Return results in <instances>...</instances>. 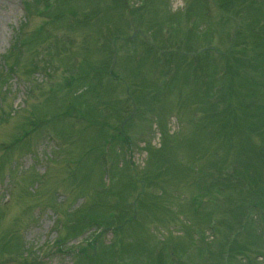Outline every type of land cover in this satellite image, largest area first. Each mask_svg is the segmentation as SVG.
<instances>
[{
    "label": "rangeland",
    "instance_id": "rangeland-1",
    "mask_svg": "<svg viewBox=\"0 0 264 264\" xmlns=\"http://www.w3.org/2000/svg\"><path fill=\"white\" fill-rule=\"evenodd\" d=\"M39 1L0 0V71L4 75L10 63L17 65L16 75L0 74V264H264V172L258 169L264 160V54L259 53L264 52V37L252 38L239 27V43L232 47L233 18L215 11L214 5L209 13L211 0H204L206 15L200 0H122L121 6L119 0H57L52 11ZM254 1L261 13L256 16L264 21V0ZM185 4L198 11L189 9L187 21L178 24ZM137 6L135 26L128 28L122 11L126 7L133 13ZM235 6L240 22L256 18L248 6L242 12L239 2ZM77 20L85 22L77 25ZM20 27L23 35L16 40ZM115 29L123 37L112 39L113 48L107 46L110 55L116 52L114 78H104L101 91L104 100L120 105L108 110L107 121L101 120L116 128V141L110 150L104 147L112 164L107 187L102 185V167L95 163L96 152L78 163L90 145L102 152L104 133L99 136L97 126L85 119L52 116L61 114L70 98L60 90L66 66L78 65L83 57L97 61L96 35ZM133 31H138L134 38ZM185 37L186 47L181 43ZM209 37L217 58L189 60L205 48ZM143 39L154 51L161 46L176 49L162 66L166 74L175 71L169 83L158 81L160 69L151 67V54L145 55L142 69L132 70L133 57L150 51L142 46ZM240 51L250 67L233 66ZM225 60L237 79L226 81V108L213 92L210 101L218 104L219 113L204 124L199 101L208 85L202 83L222 89L226 75L221 85L216 80ZM196 62L200 85H194L187 71ZM252 80L256 85H250ZM125 86L138 105L121 129L120 119L130 113ZM195 113L200 122H195ZM33 118L42 123L33 122L38 129L16 145L19 134L32 129L28 123ZM244 123L257 130L249 134ZM100 159L105 157L101 154ZM236 176L244 178L242 185H228ZM223 180L227 189L221 186ZM110 186L105 196H97ZM195 193L201 206L197 216L189 205ZM122 200L127 206L123 216L133 218L135 212V222L128 221L115 233L110 226L87 247L95 224L85 214ZM83 201L84 208L71 215ZM255 201L261 210H252L258 207ZM210 214L217 223L212 229L207 228ZM190 242L196 247L192 253Z\"/></svg>",
    "mask_w": 264,
    "mask_h": 264
},
{
    "label": "trees",
    "instance_id": "trees-1",
    "mask_svg": "<svg viewBox=\"0 0 264 264\" xmlns=\"http://www.w3.org/2000/svg\"><path fill=\"white\" fill-rule=\"evenodd\" d=\"M202 2L204 3V0H200V3L202 4ZM213 2L215 3L216 7L218 10L221 11V13H223L226 16H230L232 17V22H233V33H231L229 35V39H230V44H232V47L236 45V43L238 42L239 39V35H237L238 33L235 32L238 31V28H242L245 32L249 31V33L252 35L250 37L252 38H256V39H260L261 35L264 37V21L259 20L258 16H256V14H261L260 11L258 9H256V4L254 0H213ZM239 2V9L242 12V10L245 8V6H248L250 10H252V12L255 14L256 18L252 19L251 21L247 22V21H239L238 18V12L236 11V6L235 3ZM119 3V5L121 6L123 4L122 0H119L117 2V4ZM218 3V4H216ZM258 4V3H257ZM194 6H196V4H194ZM235 7V8H234ZM197 10V8H193V6L190 8V10ZM200 9L205 10L206 8L204 7H200ZM199 9V10H200ZM137 10L136 9L133 13L130 12L129 15H131L133 17V15H135V13L137 14ZM140 10V8H139ZM189 10V9H188ZM189 10V12H190ZM188 12V11H187ZM189 12H188V16L189 17ZM204 12V11H203ZM205 15V13H204ZM74 18V17H72ZM186 18V21H187ZM224 18V17H223ZM89 19V18H87ZM263 19V18H262ZM177 20H179V17L177 18ZM231 20V19H230ZM256 23L252 24L254 21H256ZM235 21V22H234ZM78 23H82L85 22V20H78ZM169 22V21H168ZM235 23H237V25H235ZM247 23H251L248 27ZM125 24L128 27V22L125 20ZM260 31V33H259ZM121 32L117 29L113 30V31H99V34L96 35L97 37L95 38V43H97V47H96V51L97 54L99 55V59L97 61H91L89 60L87 57H83L81 62L78 65H73L71 66H66V69L64 71V74H66V78L65 76L63 77V81L60 84V90L62 92L67 93V97L70 96V98L68 99V103L62 106V113L61 114H54L52 117H60V116H69L71 115V117L73 116L75 119L77 120H86L87 124H90V126H97V133L100 135L105 136V142H107V137L108 134L107 129L108 127L110 128L111 126L108 125V123H103V121H107L108 120V115L109 112L108 110H112L113 108H117L119 106V104L115 102V100H111V99H106L104 100L102 95H101V91L104 88V83H103V79L104 78H114V75L112 72H109V63H110V50L107 47L110 44V48H111V42L112 39H119L122 38L123 36H121L120 34ZM249 34V35H250ZM209 35L211 36V33H209ZM19 38V37H18ZM18 38L16 40H18ZM188 37H185L184 41L182 40V45H184L186 47V43H188L187 40ZM212 37H209L208 41L210 42L212 39ZM172 39V38H170ZM169 39V40H170ZM116 41V40H114ZM209 42H207V47L210 46ZM239 43V42H238ZM142 46L146 48V50H150V51H146L143 53L142 56H139L138 58H134L131 60L132 62V66L134 67V71H138L140 69H142L144 67V59H145V55L151 54L152 57V62H151V67L155 69H160L159 67H161L162 65L166 64L164 61V57H168L169 59H171V57L173 56V54L168 53L166 56L163 55H159V51L156 52H151L153 51V47H151V43L150 41H148L147 43L142 41ZM162 47V46H161ZM13 49H14V45H13ZM13 49L11 50L13 52ZM106 49L109 50L106 51ZM161 49V48H160ZM244 49V48H243ZM256 49H251V53L253 54V51H255ZM212 51L206 50L203 54L201 55H197L195 58H192L191 60H195L197 58H209L210 56H213ZM259 53L264 54V52L260 51ZM255 54V52H254ZM233 56H236L235 54H232ZM240 57L238 58V54H237V58H233L234 61V65L235 67L238 66H243V67H250V63L248 62L247 58H246V54L245 52L240 51L239 52ZM162 57V58H161ZM214 57V56H213ZM214 58H217L214 57ZM6 60V58H5ZM168 60V59H166ZM254 60V58H253ZM169 61V60H168ZM197 64V65H196ZM194 68H192V64H189V67L187 69V71L192 72L191 76L193 78V82L194 85H200V82L202 81V78L197 77V69H198V63L196 62ZM261 64V63H259ZM230 65V67H229ZM252 67V66H251ZM253 67H257V66H253ZM17 69V65L15 64H11L8 67L6 73H4L5 75H12L15 74V70ZM256 69V68H255ZM199 71L203 72L201 69H199ZM198 71V72H199ZM175 73V71L172 73ZM1 74V73H0ZM160 74H162V71L160 70ZM226 75V77H225ZM167 76V74L165 75ZM165 76H161V78H164ZM169 78L168 80L166 79H159L158 81H161V83H168L171 81L172 79ZM223 85H222V89H215L214 85H210V83L208 81H205L202 83V85H208L207 90H206V97L207 100H201L199 101L201 104L200 105V111L202 113V119L201 122H205L210 120L211 117L217 115L219 112L217 111V103L216 102H211L210 99L214 93H218L219 94V99L222 102V108L227 106V97H228V88H227V82L226 81H232V79H237L236 73H234L231 64L228 63L227 60H225V65H224V71L222 70L221 76L216 80V82L218 83V85H221V79L224 78ZM183 84H187V79L185 77ZM220 81V82H219ZM151 83H153L154 85H156V82L151 81ZM77 85H81L80 90H75ZM230 85V83H229ZM250 85H256L255 82L252 80V82L250 83ZM225 86L226 89L225 90ZM81 91V92H80ZM156 93V92H155ZM132 95V92L130 93ZM254 96L256 95V93L253 94ZM252 95V96H253ZM135 100L136 105H138V101L137 99L132 96ZM256 97V96H255ZM67 101V100H66ZM251 103V102H249ZM118 105V106H117ZM221 108V109H222ZM34 117V115H33ZM253 117V116H252ZM34 120H32L31 122L28 123L29 127L34 126V131L37 130V125L34 124L33 122L37 121L40 123H42L41 119H37V118H33ZM200 122V121H199ZM103 123V124H102ZM206 124V123H204ZM100 127V128H98ZM244 128H246V125L244 123ZM253 129V128H251ZM250 133L255 132L256 130H249L247 129ZM34 131H30L29 128L28 129H24L23 132L21 134H19V136L17 137V142L16 145L21 146L20 142L22 141V139L26 138L30 132H34ZM29 137V136H28ZM110 138L113 139V142L116 141L115 139V135H110ZM103 140V141H104ZM103 143V142H102ZM95 145V144H93ZM101 149H102V145H101ZM93 152H96L95 155V163H99L100 166L102 167L103 163L100 159L101 157V150L99 153V150H96L93 148V146H88V148L85 150V152L83 153V155L80 157V159L78 160V163H82L83 161L86 160L87 156L89 154H92ZM264 162V160L262 161V163ZM260 164L259 166V172L263 173L264 172V164ZM98 165V164H97ZM235 179V182L231 179V182L228 181V185H238L241 186L242 185V180H244V178L238 177ZM225 181L223 180V185H221L223 187V189H227L228 187L225 185L224 183ZM249 189V188H248ZM250 190V189H249ZM105 193L102 194H97V196H103ZM125 197V196H124ZM124 200V198H123ZM122 201H119V204H115L112 206V208H108L107 210H99L100 212L96 211L95 213L92 212V209H89L90 213H88V215L85 214V218L86 219H90L91 221L94 222L95 225H98L99 222L104 223V225H106V227L108 226H118L121 225L123 223L124 220L127 219V217L123 216L124 213L123 210H125L127 208V206H125ZM256 204L259 205L258 202L255 201ZM95 208H93L94 210H96L97 205H94ZM260 206V205H259ZM103 209V208H102ZM79 216V215H77ZM109 216V218H108ZM113 221H117V224L115 225H108L109 222H113ZM77 223H79V219L77 220ZM233 244V242H232ZM231 244V246H232ZM90 247V246H89ZM230 250H233L230 247ZM91 260V259H90Z\"/></svg>",
    "mask_w": 264,
    "mask_h": 264
},
{
    "label": "bare ground",
    "instance_id": "bare-ground-1",
    "mask_svg": "<svg viewBox=\"0 0 264 264\" xmlns=\"http://www.w3.org/2000/svg\"><path fill=\"white\" fill-rule=\"evenodd\" d=\"M4 14L7 15L8 12H4ZM1 16H3V15H1ZM3 20H4V17H1V18H0V21H3ZM0 31H1V27H0Z\"/></svg>",
    "mask_w": 264,
    "mask_h": 264
},
{
    "label": "water",
    "instance_id": "water-1",
    "mask_svg": "<svg viewBox=\"0 0 264 264\" xmlns=\"http://www.w3.org/2000/svg\"><path fill=\"white\" fill-rule=\"evenodd\" d=\"M136 35V32L134 33V35L133 36H135ZM128 91V90H127ZM133 110H134V107H133Z\"/></svg>",
    "mask_w": 264,
    "mask_h": 264
}]
</instances>
